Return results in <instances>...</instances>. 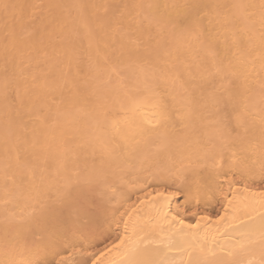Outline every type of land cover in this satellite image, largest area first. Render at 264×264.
<instances>
[{"label":"snow or ice","instance_id":"obj_1","mask_svg":"<svg viewBox=\"0 0 264 264\" xmlns=\"http://www.w3.org/2000/svg\"><path fill=\"white\" fill-rule=\"evenodd\" d=\"M257 172L264 184V0L0 2V264H175L173 250L240 264L244 249L264 264V211L220 243L242 198L264 209L241 179ZM163 181L190 213L145 191ZM214 188L213 218L199 209Z\"/></svg>","mask_w":264,"mask_h":264},{"label":"bare ground","instance_id":"obj_2","mask_svg":"<svg viewBox=\"0 0 264 264\" xmlns=\"http://www.w3.org/2000/svg\"><path fill=\"white\" fill-rule=\"evenodd\" d=\"M0 2H3V0H0ZM7 2L8 3H17V2H23V0H7ZM128 179L132 180V179H135V177H129ZM241 179L244 180L249 185L250 188L254 189L257 192L259 191L260 187L258 188V185L260 183L259 184L256 183V184H258V185H256V187L258 189H255L253 187V186H255L254 185L255 183L253 182V180L251 178L246 179L245 177H241ZM255 180L257 182L259 181V173L258 172L255 176ZM138 182L143 183V180H140ZM263 185H261L262 188H263ZM178 186H182L179 181H176V182L163 181L160 183L153 184L151 186V188L146 189L145 191H151L152 196L155 197L157 200H161L163 198L157 197L156 191L163 192L164 197H166L167 201H168V208L165 210L169 211L170 215L176 213L178 210H181V209L185 210V212L187 211V213H188V210L186 209L187 206L185 204V201L181 200L182 198L179 196V192L177 191L180 189V188H178ZM243 186L244 185L242 183L240 185L241 191L243 189ZM224 187L226 188L227 185H225ZM182 189H184V188H182ZM119 193H120V189L118 188L116 195L119 196ZM185 193L186 192L182 193V196ZM143 195H144L143 192H136L132 196V199L135 200L138 196H143ZM185 199H183V200H185ZM202 200L203 201L201 202V207L199 209L201 214H204L206 212L208 215L213 216V213H214V216H213V218H214L215 215L222 210V198L220 196L219 190L214 188L212 191L206 193L205 196L202 198ZM214 204H216V205L218 204L219 207L216 209L213 208L214 209L213 210L212 207ZM188 208H190V207H188ZM190 210H192V209H190ZM213 211H215L216 213ZM262 211H264V209H261V207L259 206L258 203L253 202L252 197H249L248 200H243V198H242V202L239 204V212L236 214L237 219L231 221L232 227H231V229L228 230L227 236L220 238V243L224 244L228 248H232L234 246L238 247V245L242 242V234L254 231L259 227L258 217ZM148 216L154 217L155 212L151 208L146 206L145 207V217H148ZM248 217H256L257 219H256L255 223H248V220H247ZM241 221L244 222L243 226H241ZM153 223L157 224L156 230L153 232V236H155L156 238H160L161 233L159 232V223L156 220H154ZM147 227H148V229H151L152 225L149 224ZM97 228H98V230H102L105 232V234H107V232L110 231V229L108 227V220L105 219L103 216H101L99 218ZM113 228H114V226H113ZM164 233L165 234L168 233L167 226H164ZM115 234H116L115 231H112L110 238L114 237ZM213 235H218L215 226H213L209 232V243L211 242V236H213ZM172 240H173L175 248L186 247V246L195 247L196 245H198L200 243L199 240H192L189 238H181L178 235H174L172 237ZM254 257L256 259H258V252H255L251 249H244V250L238 251L236 259L240 262V264H247V261L250 259H253ZM121 258H122V254L116 255L115 253L113 254V257H112V259H114L117 262V264H119ZM168 259L171 261H174L175 264H180L181 261L186 262L188 259V256H187L186 252L181 253V252H177V251L173 250L172 252L169 253Z\"/></svg>","mask_w":264,"mask_h":264},{"label":"rangeland","instance_id":"obj_3","mask_svg":"<svg viewBox=\"0 0 264 264\" xmlns=\"http://www.w3.org/2000/svg\"><path fill=\"white\" fill-rule=\"evenodd\" d=\"M256 183L259 184V182H255V184H254L255 186H253V187H254L255 189H258V188L260 187V189H261V188H262L261 185H263V184L260 183V184L258 185V184H256ZM256 185H258V188L256 187ZM181 187L184 188L183 186H178V188H180L181 190L179 189V190H177V191L179 192V196L182 198V199H181V198H180V199H181L182 201H185V200H186L185 198L187 197V192H186L185 189H182ZM263 188H264V185H263ZM260 189H259V190H260ZM184 192H186V193L184 194L186 197L183 195L185 198L182 196V193H184ZM180 199H179V200H180ZM183 199H185V200H183ZM181 200H180V201H181ZM202 201H203V200H202ZM202 201H201V202H202ZM218 207H219L218 204H217V205L214 204L213 207H212V209H213V208L216 209V208H218ZM186 209L188 210V213H190V212L192 211V210H190L191 208H188V207H187ZM214 209H213V210H214ZM189 211H190V212H189ZM216 211H217V210H216ZM186 212H187V211H186ZM213 212H215V211H213ZM215 213H216V212H215ZM213 216H214V213H213ZM101 246H102V245H101Z\"/></svg>","mask_w":264,"mask_h":264}]
</instances>
